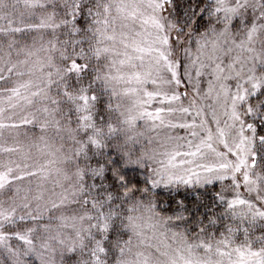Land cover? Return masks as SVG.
<instances>
[{
    "label": "snow or ice",
    "instance_id": "obj_1",
    "mask_svg": "<svg viewBox=\"0 0 264 264\" xmlns=\"http://www.w3.org/2000/svg\"><path fill=\"white\" fill-rule=\"evenodd\" d=\"M0 264H264V0H0Z\"/></svg>",
    "mask_w": 264,
    "mask_h": 264
}]
</instances>
